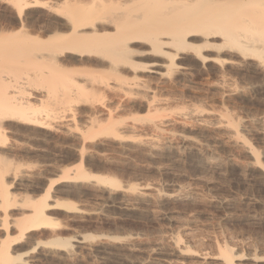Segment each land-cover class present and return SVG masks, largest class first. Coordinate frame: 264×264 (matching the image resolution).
I'll list each match as a JSON object with an SVG mask.
<instances>
[{
  "label": "rangeland",
  "instance_id": "rangeland-1",
  "mask_svg": "<svg viewBox=\"0 0 264 264\" xmlns=\"http://www.w3.org/2000/svg\"><path fill=\"white\" fill-rule=\"evenodd\" d=\"M46 11L29 9L17 17L6 1H0V35L15 36L22 29L31 38L45 40L46 26L52 19ZM43 20H47L46 24ZM220 55V60L228 61ZM191 57L186 54L180 60L187 71L183 77L176 73H172L171 78L164 77L160 75L163 70L159 71L162 79L159 75H150L154 76L149 83L150 90L155 93L150 91L149 95L156 97L151 96L157 105L153 102L150 112L133 108L128 102L130 97H124L115 89L106 90L104 84L97 82L91 85L92 90L89 85H83L87 86L84 90L89 91L85 92L87 98L81 101H46L43 98L45 89L41 92L40 83L22 74L29 69L21 67L23 71L19 68L13 72L15 79L23 78L19 79V86L23 88L9 87V96L20 95L14 92L17 90L22 94L24 91L33 93L38 98L29 102L36 108L49 102L46 105L51 122L45 130L15 122L6 126V141L3 146L1 144L0 153L17 168L16 175L12 172L15 178L11 174L14 181H7L12 196L16 200L39 198L43 194V179L36 178V173L45 171L43 175L48 176L42 177L56 180L59 175L51 177L47 170L56 168L60 174L73 169L82 152L83 168L88 173L113 177L121 183L119 189H108L88 181L77 187L57 185L58 192L52 193L54 200H65L78 211H53L51 217L59 224L53 228L54 232L52 229L34 232L29 239L31 242L26 239L25 247H17L20 254L28 252L24 258L26 264H133L141 259L146 261L147 256L153 257L154 245H160L162 259H166L167 264H200L202 258L216 254L219 245L245 251L246 244L262 234L264 182L256 169H243L249 157L240 145L228 141L227 131L217 122L231 120L240 126L247 122L243 137L254 150L263 152L264 92L261 88L264 87V68L256 67L254 61L241 62L237 58L233 63L199 65ZM251 85H255L254 88ZM143 95L136 98L145 101ZM39 99H43L40 100L42 105ZM193 110L200 111L198 116ZM149 118L152 121H148ZM109 119L117 122L114 129L120 138L84 139L88 129L94 131ZM179 134L197 139L198 143L206 141L212 151L215 149L208 159L211 164H204L206 160L201 152L194 154L181 148L175 138ZM131 186L136 187L134 192L129 190ZM67 188H72L71 192ZM10 214L17 216L18 212ZM51 231L54 237L72 242L76 251L71 258L63 252L51 249L52 252L48 245L40 244L32 250L37 242L53 239ZM171 236H178L182 245L188 246L190 255L169 252Z\"/></svg>",
  "mask_w": 264,
  "mask_h": 264
},
{
  "label": "bare ground",
  "instance_id": "bare-ground-1",
  "mask_svg": "<svg viewBox=\"0 0 264 264\" xmlns=\"http://www.w3.org/2000/svg\"><path fill=\"white\" fill-rule=\"evenodd\" d=\"M0 1H6L14 9L17 17L34 8L46 9L52 17L46 26L45 31L49 36L46 35L45 40H39L41 37L31 38L22 29L17 31L15 36L14 34L0 35V146L6 139L5 129L9 122L45 130L51 122L48 119L51 114L48 113V105H46L49 102L46 103V101L51 100V102L55 101L57 103L59 100H64L67 103L81 101L87 98L85 92L89 91L84 90L87 86L84 87L83 85H89L88 87L91 88V85L95 82L104 84L106 90L107 88L108 90L115 89L123 93L124 97L125 95L128 98L130 97L128 102L133 108L150 112L149 109H151L153 100L156 98L153 94L151 96L153 95L154 98L149 95L153 91V89L150 90L152 88L150 87V81H153L151 79L159 75L161 70L165 74L161 73L160 75L163 74L164 77L169 78L172 73L180 74L183 77L187 71L180 60L186 54L192 55L191 59L193 58L199 65L225 63L226 60H220L219 57L220 54H223L228 58L226 63H231L234 58L235 60L237 58L241 62L254 61L256 67L264 68V0ZM214 52L215 54H212ZM248 63L250 62H247V65ZM21 67L29 69V71H24L22 74L27 76V79L29 77L35 82L38 81L41 92L43 88L45 89L46 92L43 90L45 93L43 98L46 99V101L44 100L46 107L44 103L41 104L40 100L43 99H39L42 106L39 105L42 108H36L30 104L31 101L29 102V100L38 98L33 93L28 92L27 94L24 91L25 95H23L24 92L22 94V91L17 92V90L14 92L20 95L17 94V97L9 96V87L14 89L23 88L20 87L21 85L19 86V79L23 78L18 75L19 77L15 79L12 76L13 72L18 71L19 68L21 70ZM152 74L154 76L151 78L150 75ZM168 74L170 75L168 76ZM160 75L159 77H161ZM110 81L112 82L111 86L109 85ZM254 86L251 85V88H254ZM223 90L221 91L223 92ZM261 91L264 92V87L261 88ZM141 94H144L145 101L136 98ZM60 95L64 96L63 99L59 98ZM260 95L257 98H260ZM248 97L250 96L248 95ZM198 113L200 111L195 113L196 116H198ZM148 121L152 120L149 118ZM246 123L244 122V126H240L237 125L239 123L234 124L231 120L217 122L219 127L227 131L228 141L232 145H240L244 154L249 157L250 161L245 164L246 166H242L243 169H256L264 182V150L258 153L245 140L242 132L246 128ZM116 124V121L109 119L107 124L98 125L94 131L88 129L84 139L93 140L100 136L120 138L114 129ZM258 125L256 124V126ZM214 126L216 127V124ZM261 136L264 146V131H262ZM175 138L182 146L181 148L191 150L194 154L201 152L205 156L204 160L206 161L204 164H211L208 159L213 156L215 149L212 151L206 141L203 144L198 143L197 139H187V137L180 134ZM2 154L0 153V234L2 236L0 240V264H26L24 258L27 257L28 252L20 254L18 246L25 247V244L23 245L24 240H29L34 232L56 229L59 224L57 225L51 217L53 211L62 210L69 213L78 211L73 204L65 200H54L52 193L56 191L57 185L77 187L76 185L88 181L108 189L121 188V183L113 177L88 173L83 168L84 155L82 156V152L78 157L77 164L74 165L73 169L71 168L72 170L62 169L63 171L60 170L62 171L60 172L61 175L56 168L47 170L50 172L51 177L59 175L56 180L53 177L52 179L49 177L44 178L48 176V174L43 175L45 171L36 173V178L43 179V186L41 187L43 194L39 198L16 200L10 192L11 188L7 181L13 180L11 174L17 168H13L10 162L1 156ZM230 157L232 158V156ZM230 162L232 164V161ZM67 190L71 192L72 188L71 190L67 188ZM129 190L134 192L136 187L131 186ZM12 211H17V216H12L10 214ZM262 224H264V201H262ZM52 231L53 234L54 231ZM52 237L53 239L51 238L49 242H43L44 244L37 242L32 250L38 248L40 244L44 247L48 245L49 250L63 252L66 257L71 258L74 251H76L74 246L71 245L72 242L57 238V236L54 237V234ZM181 242L178 236H171L170 247H168L169 252L176 253V255L183 253L190 255L188 246L185 245L186 247H184ZM26 243L30 244L29 242ZM246 245L245 251H240L226 244L219 245L216 248L217 253L212 254L213 256L211 255L210 258H202L203 263L200 264H264V228L261 235L255 236ZM152 247L151 256L153 254V257L145 255L149 263L146 262L147 260L141 259L142 261L139 260L133 264H167V260L162 259L163 255L159 250L160 245Z\"/></svg>",
  "mask_w": 264,
  "mask_h": 264
}]
</instances>
